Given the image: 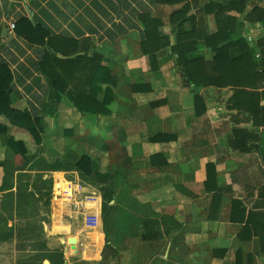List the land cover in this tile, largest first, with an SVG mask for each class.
<instances>
[{
    "label": "crops",
    "instance_id": "crops-1",
    "mask_svg": "<svg viewBox=\"0 0 264 264\" xmlns=\"http://www.w3.org/2000/svg\"><path fill=\"white\" fill-rule=\"evenodd\" d=\"M197 1L0 0V63L7 64L13 73L10 99L18 110L33 116L41 115L45 107L49 110L40 147H33L28 133L13 134L14 128L5 118L0 124L7 125L9 134L23 142L21 147L27 149L28 157L35 155L50 165L74 151V163L80 169L31 171V164L23 167V155L0 148V163L6 162L15 170L14 185L1 189L5 170L0 166V217L8 218V227L14 225L18 235L9 242H0V262L23 264L27 255L40 252L35 247L38 239L51 250L63 249L65 264H264L259 238H251L249 232L244 235L247 241H242L239 234L244 224L230 220L233 199L242 200L248 210H253L258 191L264 186V159L257 153L242 154L230 148L228 134L217 136L211 146L192 144L193 127L198 123L194 91L183 79L179 54L173 47L197 45L188 57L195 61L202 56L210 59L212 52L203 44L216 25L213 16L201 14L202 8L208 2L222 0ZM187 3L191 8L182 11ZM23 19L49 31L47 46L30 43L11 28ZM256 29L246 30L254 32L252 45L264 34L263 26ZM254 50L257 52L256 46ZM100 65L110 70L111 79L109 84L97 85L102 90L97 99L103 100L106 88L113 91L111 114H81L68 95L87 98L90 80ZM43 68L58 74L66 93L55 90ZM199 94L213 129L227 122L231 127L247 128L248 114L228 108V103L232 104L230 90L208 87ZM93 115L97 117L90 121ZM75 125L78 136H87L88 142L100 140L99 136L105 134L100 129L108 131L102 148L96 149L91 140L83 149L92 150L100 158V173L114 175L111 185L116 194L110 205L114 206L112 214L117 213V235L110 239L103 230L107 225L103 217L97 228H89L70 212L66 200L55 196L56 187L66 189L69 182L93 187L89 181L90 155L77 158L78 149L64 140L75 136ZM54 126H63V134L55 142L46 143L48 129ZM159 134H165L168 140H150ZM188 143L190 150L185 147ZM115 147L117 156L107 159ZM152 156L156 157L151 160ZM209 163L216 165L217 188H231L223 195L217 220H210L213 193L206 192L204 185ZM21 167L24 170H18ZM19 174L31 177L24 181L29 183L28 192L37 175L41 174L43 181L53 179L55 192L48 213L42 202L29 198L27 204L26 192L18 193ZM257 207L264 214V204ZM32 208L39 213L40 232L32 235V242L25 243L19 232L31 217L26 213ZM240 215L236 218H242ZM151 222L157 225L146 233L143 228ZM142 233L151 240L143 241ZM71 238H75L74 244L69 243ZM109 245L116 253L108 249ZM10 247L13 250H8ZM241 249L242 257L238 259L236 254Z\"/></svg>",
    "mask_w": 264,
    "mask_h": 264
},
{
    "label": "trees",
    "instance_id": "trees-1",
    "mask_svg": "<svg viewBox=\"0 0 264 264\" xmlns=\"http://www.w3.org/2000/svg\"><path fill=\"white\" fill-rule=\"evenodd\" d=\"M194 1L198 3L197 0ZM262 5H264V0H222L220 3L208 2L202 8L201 14L206 17L213 16V21L216 25V30L205 36L206 41L203 44L204 48L212 52L210 59L202 56L195 61V58L188 57L190 52L197 49V45L193 47L189 45H184L185 47H173L179 54V62L183 67V79L189 86L193 87L194 91L195 112L198 123L193 127L194 138L192 144L196 145V147L211 146L217 136L228 134L230 148L242 154L257 153L264 159V34L256 40L255 45H252L254 42H248L246 37L243 36L244 31L248 28L252 29L260 25L264 27V6ZM190 8L191 3H187L182 11ZM15 30L20 37L30 43L43 46L49 44V31L45 27L36 26L29 19H23L17 23ZM188 35L187 31L185 37ZM254 46H256L257 52H255ZM235 52L238 53L237 56L234 55ZM257 53H260L259 58L256 57ZM49 55L48 53L45 59L48 60ZM43 70L52 81L55 90L60 93H66L67 88L60 80L58 74L46 68H43ZM110 79V70L106 66L100 65L93 79L90 80V94L87 98H81L69 93L68 96L75 109L81 114L110 115V107L114 102L113 91L110 88H106L103 100L99 101L97 99L102 92L97 85L99 83L109 84ZM13 81L14 77L11 68L7 64L0 63V116L5 118L12 127L26 131L33 139L35 146L40 147L44 141L43 136L46 129L44 119L48 114V107H45L41 115L36 116H33L28 111L18 110L10 99ZM208 87L230 90L232 93V104L228 103L230 105L228 108L231 112L238 111L248 114L249 121L246 122L248 124L247 128L231 127V122H227L221 128L213 129L209 118L206 116L205 107L201 104L204 101L199 94L200 90ZM0 138L3 144L8 146L15 154H21L25 157L26 165L23 167L31 164V171L39 169L49 172H61L79 169L74 163L75 158L73 155L50 165L44 159H37L35 155L28 157L27 149L21 147L23 142L17 141L14 136L9 134L7 125L0 124ZM150 140L152 142H162L167 141L168 137L165 134H159ZM190 146L191 143H188L185 147L187 150H190ZM89 157L91 158L90 176L92 177L89 181L101 193L102 217L104 222H106L114 210V206L110 205L116 194V190L111 185L113 184L114 175L111 173H100L98 171L100 158L94 154ZM154 157L156 156H152L151 160ZM33 159H35V162L31 163ZM0 166L4 167L5 170V181L1 189L12 187L14 185L15 170L9 168L6 162L0 163ZM18 170L24 169L21 167ZM206 170L205 190L206 192L213 193L210 220H217L223 195L230 192L231 188H217L215 164H207ZM82 174L81 177L85 179L83 172ZM42 178L41 174L37 175V180L36 178L34 179L36 181L33 184V189L28 192L29 183H25L24 181L26 179L31 180V177L19 174L17 184L18 180L20 184L17 186V189L19 194L22 190L26 192L27 199L25 201L27 204L29 203V198H35L37 202H42L43 207L48 213L53 198L54 181L51 178L43 181ZM36 194L38 197H36ZM263 204L264 186L258 191L253 210H248L242 200L233 199L230 220L233 223L238 220L244 224L239 234V238L242 241H247V237L244 235L250 232L252 234L251 238L253 235L259 238L261 249L264 251V214L257 210V206ZM237 214H241L239 217L242 218H236ZM26 215L31 216L28 212ZM10 217H13V211H11ZM37 217H39V213L35 216V218ZM7 220L8 218L1 215V243L9 242L18 236L16 235L17 228L14 225L8 227ZM47 220L46 217L43 218V221L47 222ZM38 221L41 220L35 221L37 225ZM153 224L157 225L156 222H151L147 226L145 225L143 230L146 233H150L154 229ZM258 231H261L262 235ZM150 238L151 236H146V234L142 233L143 241L151 240ZM35 247H39L40 249L37 251L40 252L27 255L23 264H44L45 261H48L50 264H65L66 259L63 249L51 250L45 241L39 244L37 240H35ZM242 250H239L236 254L238 259L242 257L240 254ZM249 264H252V261Z\"/></svg>",
    "mask_w": 264,
    "mask_h": 264
},
{
    "label": "rangeland",
    "instance_id": "rangeland-1",
    "mask_svg": "<svg viewBox=\"0 0 264 264\" xmlns=\"http://www.w3.org/2000/svg\"><path fill=\"white\" fill-rule=\"evenodd\" d=\"M262 6H264V5H262ZM259 27L261 29L262 26L260 25ZM96 117L97 116H94L93 115V117L90 119V121H92L93 119H96ZM0 119H4V118L0 116ZM77 126L78 125H75L74 126V130L76 131V134H75L74 137H72V138L66 137V139L64 138L65 142H67L69 144L70 143L74 144V146L78 149V150H75V152L77 153V158H80V156L86 155V154L87 155H90V156L93 155V151L92 150H88L87 152H85L86 149H83V146H85V142L87 144H89V143H91L93 141L92 143L95 144L96 149H98L100 146H101V148L104 146V144H105L104 140H107V138H108V136H107L108 131L107 130L103 131L102 129H100V131L105 132L104 135H100V136L98 135L99 138H100V140L98 138H95V139H91L92 141L90 140V142H88V137L87 136H84V137L78 136L79 128ZM13 128H12L13 131H14L13 134H16L18 131H21L22 133H25V134L27 133L24 130H21V129H18V128H15V127H13ZM53 128L54 129H52V128L48 129L50 131V134H48L46 136V139H45V142L46 143H49L51 140H52V142H55V140L58 139L59 137H61L62 134H63V131H64L63 126H61L60 128H55V126H54ZM30 139H31V137H30ZM1 144H2V146H1ZM31 144H33L32 141H31ZM116 144L117 143H115V145ZM2 147L8 148V146H6V145L3 144V142L1 141V138H0V148H2ZM33 147H35L34 144H33ZM113 151H114V154H113ZM113 151H112V154L109 152V154L107 155V159L111 160V158H112L113 155H116L117 156V148L116 147L113 149ZM72 155H75L74 151H72ZM82 184H84V183H82ZM84 185H87V184H84ZM87 186H89V185H87ZM58 199L61 200L60 198H58ZM127 199H128V196H127ZM35 209L36 208H32L33 211L31 213L28 210V213L32 216V218L30 217L29 220L26 221L25 226L19 232V234L21 233L24 236V240L26 241L25 243H27L29 241L32 242L34 240V238H35V237L33 238L32 235L38 236L37 233L40 232L39 226L35 222L36 220L39 219V218H35V216L37 215V209L36 210ZM101 218H102V216H101ZM106 222H107V225L105 226V228L103 230L106 233L107 237L109 238V237H114V235H117V213L110 215L108 217V219H107ZM103 225H104V222H103ZM37 242H39L38 239H37ZM108 249L110 250V248H108ZM2 250L0 249V251H2ZM8 250H13V248L10 247V248H8ZM5 251H6V248H4L3 253ZM110 251H112V250H110ZM106 252H108V251H106ZM112 252H114V251H112ZM114 253H116V252H114ZM12 261H14V260H12ZM0 264H4V261L0 262Z\"/></svg>",
    "mask_w": 264,
    "mask_h": 264
},
{
    "label": "built area",
    "instance_id": "built-area-1",
    "mask_svg": "<svg viewBox=\"0 0 264 264\" xmlns=\"http://www.w3.org/2000/svg\"><path fill=\"white\" fill-rule=\"evenodd\" d=\"M11 28L14 29L15 25L12 24ZM259 29L260 27H257L256 30ZM253 34L254 32L249 31H247L245 34L246 39L250 43L254 42ZM256 57L259 58L260 54L257 53ZM67 184L68 188L66 189L56 187L55 192L54 188L56 198L66 200V203H69L70 205V212L78 215L87 227L97 228L100 225L102 216L101 193L95 188L84 185L81 182H69Z\"/></svg>",
    "mask_w": 264,
    "mask_h": 264
},
{
    "label": "water",
    "instance_id": "water-1",
    "mask_svg": "<svg viewBox=\"0 0 264 264\" xmlns=\"http://www.w3.org/2000/svg\"><path fill=\"white\" fill-rule=\"evenodd\" d=\"M75 242H76L75 238H71V239L69 240V243H70V244H74Z\"/></svg>",
    "mask_w": 264,
    "mask_h": 264
}]
</instances>
